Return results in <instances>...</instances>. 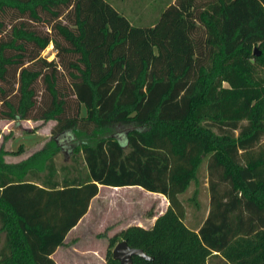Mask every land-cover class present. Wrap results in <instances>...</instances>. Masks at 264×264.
Wrapping results in <instances>:
<instances>
[{"label": "trees", "instance_id": "16d2710c", "mask_svg": "<svg viewBox=\"0 0 264 264\" xmlns=\"http://www.w3.org/2000/svg\"><path fill=\"white\" fill-rule=\"evenodd\" d=\"M153 1L131 22L109 0H0V119L53 121L17 161L0 145V264H56L98 183L167 200L106 236V264L120 239L149 255L129 264H264V0Z\"/></svg>", "mask_w": 264, "mask_h": 264}, {"label": "rangeland", "instance_id": "374dc122", "mask_svg": "<svg viewBox=\"0 0 264 264\" xmlns=\"http://www.w3.org/2000/svg\"><path fill=\"white\" fill-rule=\"evenodd\" d=\"M108 1V0H107ZM111 5L114 6L117 10L121 11L128 20L131 22L138 21V14H142L143 16H147L148 12L144 9L142 11L134 12L133 9L136 8V5L139 6L144 0H140L137 3L131 2V0H109ZM143 6H149V4L143 3ZM154 6L153 3L150 4L148 9H152ZM138 17V18H137ZM47 59L54 57V50L52 45L49 44L42 52ZM81 113H83V107H81ZM53 123L52 120L41 121L39 119L32 120V119H15V120H3L0 121V129L7 130L8 134H13L14 132L20 136V140L29 142L35 138H44L45 136L49 135V127ZM32 134V135H31ZM37 137H36V136ZM28 136H34L29 138ZM60 142L64 144L66 142V136L61 135L59 138ZM68 147H62L61 150L57 151L54 156V163L55 166L59 167L61 164H69L70 163V154L68 151ZM201 167V173L203 174L204 170ZM204 183L200 182L198 186V193L196 198L198 203L201 205L206 204V196L208 194L206 188V180ZM194 185L190 184L185 192L182 194L183 197H187L191 194ZM100 198L95 203L94 207L98 208V212L89 213L87 219H84L85 227H88L87 236L84 237L86 239L90 238L92 235L95 236L96 233L103 231L106 226L105 233L106 235L102 237L106 239V236L122 228L128 224H138L142 226H148L152 220L151 215H148V212L151 211L153 214L158 213L160 210L164 208L167 203V200L162 194H158L149 190H145L143 188H139L136 185H129L128 187H118V188H111L108 186L102 187L100 189ZM204 207V206H203ZM187 209L193 208V202L190 201L189 205L186 207ZM203 214V212H202ZM99 230V231H97ZM98 238V235H96ZM97 248L93 250H84L80 251L83 254L82 261H78V264H100L99 258L97 255L104 254V248ZM75 253V252H73ZM93 255L95 259L88 261L90 256ZM87 256V257H86ZM73 257V256H72ZM216 258L213 260L215 261ZM76 261V262H77ZM218 264V263H214Z\"/></svg>", "mask_w": 264, "mask_h": 264}, {"label": "crops", "instance_id": "0c3cea01", "mask_svg": "<svg viewBox=\"0 0 264 264\" xmlns=\"http://www.w3.org/2000/svg\"><path fill=\"white\" fill-rule=\"evenodd\" d=\"M140 0H137V3ZM144 3L147 2V4H151L152 0H144ZM134 10V9H133ZM5 119H0V121H3ZM28 120V119H25ZM37 120V119H36ZM51 126V125H50ZM50 128V127H49ZM7 130L0 129V145L7 150V152L3 155V159L8 162L17 161L35 149L39 148L42 143L46 140L48 136H45L44 138H35L32 139V141H22L20 140V136L17 135L16 132H14L12 135L7 133ZM4 135V137H3ZM32 135V134H31ZM36 136V135H35ZM29 138H32L31 136H28ZM37 137V136H36ZM36 185H40L39 180L32 181ZM109 186V185H103L98 183L97 184V192L89 199L87 209L85 212L77 219V221L65 232L61 243L57 244L53 251L49 254V256L53 259V261L56 264H78V261H81L83 254L80 251L84 250H93L97 248L96 246H99L100 248L106 247V239H103L104 235H99L98 232L96 233L97 236H91L90 238L86 239L84 237L87 236L88 227H85L82 225L84 223V219H87V216L89 213H94L99 210L98 208L94 207L95 203L98 204V199L100 198V189L102 187ZM129 185H123L119 187H128ZM115 189V188H114ZM16 193V188L10 189V196L14 197ZM158 193V192H155ZM160 194V193H158ZM166 199V198H165ZM166 206V205H165ZM164 206V208H165ZM204 206V207H203ZM163 208V209H164ZM160 210L158 213L152 214V220L148 226H150L157 214L163 211ZM208 210V194L206 196V204L201 205L199 204L198 208L187 209L186 208V217L185 221L188 225H191V221H193V216L197 215L199 218L204 217ZM203 212V214H202ZM144 226V227H148ZM99 231V230H97ZM101 232V231H100ZM114 232V231H113ZM113 232L109 233L108 235L112 234ZM105 238V237H104ZM0 239H2V234H0ZM75 252V253H73ZM73 256V257H72ZM87 257V256H86ZM97 258H99L100 264H106L104 260V254L101 253V255H97ZM95 259L93 255L90 256L88 261H91ZM78 260V261H77ZM77 261V262H76ZM82 262V261H81Z\"/></svg>", "mask_w": 264, "mask_h": 264}, {"label": "water", "instance_id": "95a60500", "mask_svg": "<svg viewBox=\"0 0 264 264\" xmlns=\"http://www.w3.org/2000/svg\"><path fill=\"white\" fill-rule=\"evenodd\" d=\"M111 254L120 264H129L132 254H137L144 258L149 257L141 248L129 246L124 239H120L114 243L111 248Z\"/></svg>", "mask_w": 264, "mask_h": 264}]
</instances>
